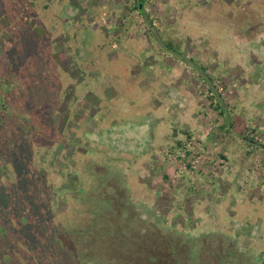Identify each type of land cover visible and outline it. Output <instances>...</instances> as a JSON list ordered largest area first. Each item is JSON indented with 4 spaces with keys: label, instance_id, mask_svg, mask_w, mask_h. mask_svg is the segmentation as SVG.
<instances>
[{
    "label": "rangeland",
    "instance_id": "374dc122",
    "mask_svg": "<svg viewBox=\"0 0 264 264\" xmlns=\"http://www.w3.org/2000/svg\"><path fill=\"white\" fill-rule=\"evenodd\" d=\"M31 1L0 0V264H264V0Z\"/></svg>",
    "mask_w": 264,
    "mask_h": 264
},
{
    "label": "trees",
    "instance_id": "16d2710c",
    "mask_svg": "<svg viewBox=\"0 0 264 264\" xmlns=\"http://www.w3.org/2000/svg\"><path fill=\"white\" fill-rule=\"evenodd\" d=\"M50 1H51V4H52L53 1H55V0H50ZM32 3H34L33 0L31 1L30 4H32ZM144 3H145V0H136L135 9H137L138 13H142L143 12ZM45 7H47V6H45ZM22 19L25 22L28 21L26 15L22 16ZM17 29L23 31L24 30V24L18 25ZM201 69L203 70L204 66L201 65L200 66V70ZM201 76L204 77V81L208 80L210 82V84H211V81L213 80L211 76L208 75V79L205 78V74L201 75ZM209 88H210V91H212V95L208 96L209 100H210L209 104L213 107V109L215 111H218L219 114L223 115L224 118L228 119L230 117V115H229L230 111L227 110L226 111L227 115H226V112H224V110L222 109V108H225V107H224L222 101L219 99V94L218 93L217 94L214 93L215 92V87L211 84V86ZM220 107H221V109L223 111H221ZM6 122L7 121H6L5 112H0V130L6 127ZM223 128H224L225 132L228 133L229 135L232 133V130L229 128V126H223ZM172 133H173V136H175L176 135V130L174 129ZM6 144H7V147H8L10 155H12V153L15 151V146H14L15 142H14V140L8 139L6 141ZM182 145H183V143L180 140H176V146H182ZM66 167H67L66 168L67 170L61 169V173H60L64 180L67 179V178H71L74 175L71 171H69V166L66 165ZM13 173H14V171L8 166L7 160L4 157L0 156V178H4V179L9 180V179L12 178ZM38 174L39 175H38L37 179H44L46 177V175H47V172L44 169L40 168ZM63 186L66 187L65 184Z\"/></svg>",
    "mask_w": 264,
    "mask_h": 264
}]
</instances>
